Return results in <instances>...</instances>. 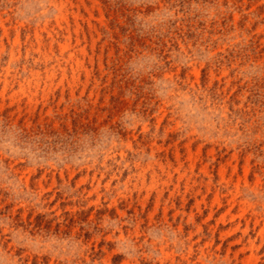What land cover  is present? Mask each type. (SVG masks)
<instances>
[{
    "label": "rangeland",
    "instance_id": "rangeland-1",
    "mask_svg": "<svg viewBox=\"0 0 264 264\" xmlns=\"http://www.w3.org/2000/svg\"><path fill=\"white\" fill-rule=\"evenodd\" d=\"M0 264H264V0H0Z\"/></svg>",
    "mask_w": 264,
    "mask_h": 264
}]
</instances>
